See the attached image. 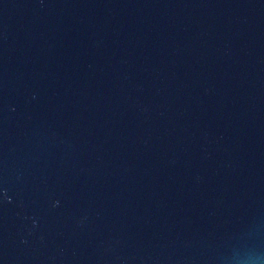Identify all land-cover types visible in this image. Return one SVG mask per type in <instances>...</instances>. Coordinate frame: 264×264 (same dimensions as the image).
<instances>
[{
    "label": "water",
    "instance_id": "water-1",
    "mask_svg": "<svg viewBox=\"0 0 264 264\" xmlns=\"http://www.w3.org/2000/svg\"><path fill=\"white\" fill-rule=\"evenodd\" d=\"M0 264H264V0H0Z\"/></svg>",
    "mask_w": 264,
    "mask_h": 264
}]
</instances>
